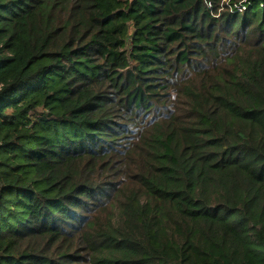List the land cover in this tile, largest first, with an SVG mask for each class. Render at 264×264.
Listing matches in <instances>:
<instances>
[{
    "label": "trees",
    "instance_id": "1",
    "mask_svg": "<svg viewBox=\"0 0 264 264\" xmlns=\"http://www.w3.org/2000/svg\"><path fill=\"white\" fill-rule=\"evenodd\" d=\"M0 264H264V0H0Z\"/></svg>",
    "mask_w": 264,
    "mask_h": 264
}]
</instances>
